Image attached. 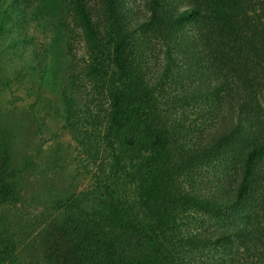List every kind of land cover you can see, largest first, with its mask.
Returning a JSON list of instances; mask_svg holds the SVG:
<instances>
[{"label": "trees", "instance_id": "16d2710c", "mask_svg": "<svg viewBox=\"0 0 264 264\" xmlns=\"http://www.w3.org/2000/svg\"><path fill=\"white\" fill-rule=\"evenodd\" d=\"M60 7L81 63L64 68L52 39L29 70L94 171L52 204L40 262L264 264V0H0V57L28 40L4 45L6 31ZM46 103L29 106L36 135ZM15 138L0 131V207L17 205L30 168L15 164ZM6 223L0 264H15L22 239Z\"/></svg>", "mask_w": 264, "mask_h": 264}, {"label": "rangeland", "instance_id": "374dc122", "mask_svg": "<svg viewBox=\"0 0 264 264\" xmlns=\"http://www.w3.org/2000/svg\"><path fill=\"white\" fill-rule=\"evenodd\" d=\"M31 17L27 15L23 27H14L12 33L6 31L2 37L4 45L10 38L23 35L28 37L27 42H20L16 50L7 51L0 57V111L3 114L0 131L6 129L15 133V164L27 162L30 166L19 183L17 205L0 207V219H5L6 227L22 239L15 264H42L38 257L40 239L36 236L41 234L42 237L46 231L43 229L51 223L54 216L52 204L84 191L94 171L61 128L59 115L62 106L58 94L52 85L41 84L39 75L29 70L39 65L40 57L45 56L44 49L49 47L52 39L56 40V47L62 48L63 44V49L69 50L63 67L76 70L85 52L78 27L72 22L71 12H65L62 7L56 10V14L50 12ZM34 55L39 58L35 59ZM16 74L21 75V86L16 81L10 82L8 87L3 86ZM80 84L83 93L90 94V84L84 80ZM36 93L44 103L47 102L46 107L51 113L37 135L29 114Z\"/></svg>", "mask_w": 264, "mask_h": 264}]
</instances>
